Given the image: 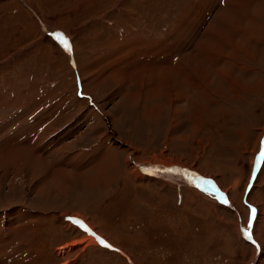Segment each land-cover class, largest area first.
I'll return each mask as SVG.
<instances>
[{"label":"rangeland","instance_id":"obj_1","mask_svg":"<svg viewBox=\"0 0 264 264\" xmlns=\"http://www.w3.org/2000/svg\"><path fill=\"white\" fill-rule=\"evenodd\" d=\"M16 142L1 264H264V0H0V154ZM87 223L103 243L60 253Z\"/></svg>","mask_w":264,"mask_h":264},{"label":"bare ground","instance_id":"obj_2","mask_svg":"<svg viewBox=\"0 0 264 264\" xmlns=\"http://www.w3.org/2000/svg\"><path fill=\"white\" fill-rule=\"evenodd\" d=\"M46 29H44V31H45ZM47 31V30H46ZM68 40H69V43H68V45L69 46H71V41H70V39L68 38ZM59 44V43H58ZM59 47H60V44H59ZM60 49L61 50H63L61 47H60ZM64 51V50H63ZM65 53H66V51H64ZM67 54V53H66ZM208 54V53H207ZM134 56V55H133ZM211 56V55H210ZM124 57V56H123ZM213 57V56H212ZM190 59V58H189ZM213 59V58H212ZM208 74V73H207ZM192 75V74H191ZM206 76V75H205ZM194 86H196V85H194ZM197 87V86H196ZM36 128H39L38 127V125H36ZM36 133V132H35ZM39 133V132H38ZM39 136V137H38ZM37 136V138H35L33 141H34V143L37 141H40L41 139H42V137H43V135H42V133H40V135H38ZM43 140H45L44 138H43ZM51 140V139H50ZM55 141V140H54ZM54 141H50V142H48V144H47V146L46 147H44V151L46 152V154L47 153H49V155L50 156H52V157H54V160L56 161L57 160V158L58 157H55L54 155L56 154V153H59L60 154V152H61V150H60V146H58V144L57 145H54ZM20 146H22V147H24L25 145H22V144H19V143H17L16 142V145L14 146V147H9V144L7 145V149L8 148H11V149H8V152H7V150H6V152L4 153V154H0V157L2 158V159H4V157H6V156H8L7 154H9V153H12L13 152V148H14V150H18V149H20ZM37 146V145H36ZM4 147H6V146H4ZM27 147V146H26ZM32 146H30V148H31ZM35 147V146H34ZM38 147V146H37ZM40 147V146H39ZM54 147V148H53ZM68 146H64L63 148H67ZM3 148V147H2ZM56 148V149H55ZM22 149V148H21ZM101 149V148H100ZM109 149V148H108ZM31 150H34V149H31ZM12 151V152H11ZM30 151V150H29ZM109 151V150H108ZM32 152V151H31ZM99 152V151H98ZM18 153V152H17ZM44 153V152H43ZM43 153H41V154H43ZM34 154V153H33ZM33 154L31 153V155L33 156ZM40 154V153H39ZM40 154V155H41ZM45 154V155H46ZM65 154V153H64ZM26 155H28V153L26 154ZM48 156V155H47ZM60 156V155H59ZM96 156V155H95ZM104 157H107L108 155L105 153L104 155H103ZM102 156V157H103ZM28 157V156H27ZM31 157V156H30ZM45 157V156H44ZM32 158V157H31ZM35 158H36V156H35ZM34 158V159H35ZM49 158V157H48ZM5 159H7V158H5ZM33 159V158H32ZM37 159V158H36ZM41 159V158H40ZM45 159V158H44ZM58 159H61L62 160V158L61 157H59ZM38 160V159H37ZM43 160V159H42ZM64 160V159H63ZM62 160V161H63ZM35 161V160H34ZM46 161V160H45ZM44 162V160L43 161H41V162H39L41 165H43V166H46V164H44L43 163ZM48 162V161H47ZM46 162V163H47ZM116 161H114V163H115ZM36 164H37V162H36ZM49 165V164H48ZM67 166H70L69 164L67 165ZM47 167H49V166H47ZM115 168H116V163L115 164H113L112 162H111V164H107V166H99V163H98V161H91V162H89L88 163V165H87V167H86V169H88V170H91L92 172H94L95 171V174H92V175H90L89 176V183H90V185H101V184H103L104 186H106L108 189H112V185H114V184H116V182L118 181V178H115L114 177V174H113V172L115 173ZM118 169V168H117ZM70 172V171H69ZM81 172H79L78 173V175L80 174ZM119 182V181H118ZM100 183V184H99ZM181 183V182H180ZM197 187H198V185H197ZM199 187H200V185H199ZM232 206V205H231ZM254 212H255V210H254ZM253 212V213H254ZM78 216V215H77ZM88 222H90V221H88ZM81 224H82V222H81ZM88 224V223H87ZM89 225V224H88ZM83 227H85V226H83ZM89 227H90V229L93 231V235H91L89 238H84V239H86V240H79V241H77V242H74V243H72L71 245H67L66 247H62V248H60L59 249V252L61 253H66V251H71L72 250V248L73 247H77V246H83V245H85L86 246V243H92V244H97V245H99L101 242H102V240L100 241V237H98V239H97V236H99L98 234H96V232L94 233V230L96 229L95 227V225L92 223V226L91 225H89ZM87 228V227H86ZM88 230V229H87ZM1 264V263H0Z\"/></svg>","mask_w":264,"mask_h":264},{"label":"snow or ice","instance_id":"obj_3","mask_svg":"<svg viewBox=\"0 0 264 264\" xmlns=\"http://www.w3.org/2000/svg\"><path fill=\"white\" fill-rule=\"evenodd\" d=\"M56 38L62 44V46L65 48V50L70 51V48H69V45H68V42L66 39H64L62 36H59V35ZM261 157L264 158V151L261 152ZM224 202H226V201H224ZM85 231H87V229H85ZM247 238L251 239L250 236ZM101 243H103V242H101ZM104 246L109 247V245H106V244Z\"/></svg>","mask_w":264,"mask_h":264},{"label":"crops","instance_id":"obj_4","mask_svg":"<svg viewBox=\"0 0 264 264\" xmlns=\"http://www.w3.org/2000/svg\"><path fill=\"white\" fill-rule=\"evenodd\" d=\"M116 178H118V174L116 175ZM118 180H119V178H118ZM159 180H160V178H159ZM162 180V179H161ZM86 247V246H85Z\"/></svg>","mask_w":264,"mask_h":264}]
</instances>
